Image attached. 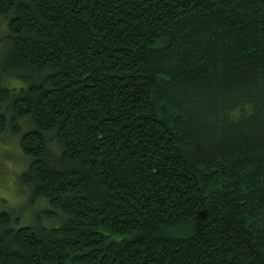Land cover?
I'll list each match as a JSON object with an SVG mask.
<instances>
[{
	"label": "trees",
	"instance_id": "trees-1",
	"mask_svg": "<svg viewBox=\"0 0 264 264\" xmlns=\"http://www.w3.org/2000/svg\"><path fill=\"white\" fill-rule=\"evenodd\" d=\"M0 132V264H264V0H0Z\"/></svg>",
	"mask_w": 264,
	"mask_h": 264
},
{
	"label": "rangeland",
	"instance_id": "rangeland-1",
	"mask_svg": "<svg viewBox=\"0 0 264 264\" xmlns=\"http://www.w3.org/2000/svg\"><path fill=\"white\" fill-rule=\"evenodd\" d=\"M27 164L28 159L20 152L17 138L10 133L0 132V209L17 213L20 210L21 223L32 217L26 208H22L27 196L22 197L19 181V174Z\"/></svg>",
	"mask_w": 264,
	"mask_h": 264
}]
</instances>
